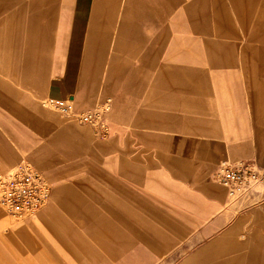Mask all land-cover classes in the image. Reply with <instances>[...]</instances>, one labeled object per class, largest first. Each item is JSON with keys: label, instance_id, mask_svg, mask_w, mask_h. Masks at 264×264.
Segmentation results:
<instances>
[{"label": "rangeland", "instance_id": "374dc122", "mask_svg": "<svg viewBox=\"0 0 264 264\" xmlns=\"http://www.w3.org/2000/svg\"><path fill=\"white\" fill-rule=\"evenodd\" d=\"M76 1L53 0L51 31L39 32L45 50L55 38L54 20ZM224 2L226 11L214 9V18L228 23L212 24L208 35L189 30L184 12L168 13L167 52H183L160 55L148 72L144 64V72L129 73L145 51L129 36L114 72H104L113 27L107 30L86 73L91 93L73 94L79 110L110 98L109 131L98 136L45 104L54 94V54L45 73L18 71L8 43L11 17L0 0V172L24 157L52 187L49 203L24 219L0 207V264H264V178L231 195L212 177L224 157L264 174V41L255 38L264 0ZM181 22L185 28L176 25ZM143 32L154 35L156 28ZM207 38L235 44L223 64L210 60ZM163 62L197 68L196 88H178L188 76L160 73ZM183 115L211 123L179 125Z\"/></svg>", "mask_w": 264, "mask_h": 264}, {"label": "crops", "instance_id": "0c3cea01", "mask_svg": "<svg viewBox=\"0 0 264 264\" xmlns=\"http://www.w3.org/2000/svg\"><path fill=\"white\" fill-rule=\"evenodd\" d=\"M4 1L6 17H11L8 43L13 46L14 57L17 59V68H19L18 71L30 73L35 69L36 73H45L47 65L51 64L54 54L57 73L54 74L51 86L54 94L51 96L63 99L70 98L73 101H75L73 94L78 92V90L86 99L88 94L91 93L90 87L87 88L90 83H87L86 73L90 71L88 68L95 52V44L99 42V46L101 45L100 47L102 48V45L107 41V30L110 28L113 27L112 40L110 42V52L112 54H109L111 64L109 62L106 66L104 65V72H114L112 65L117 52L123 39H127L129 36V40L141 41L145 45V51L141 54V58L144 59L142 64L129 68V73H140L145 71L143 68L144 64L147 67L146 72H148L152 68L153 61L160 55L166 54L168 58L181 55L183 52V49L179 48H176V51L172 53L170 51L167 52L166 45L169 42V31L166 17L168 13H174L173 11L184 12L186 25L189 30L205 35L210 34L215 29V26H224L225 22L228 23L226 19L222 20L218 16L214 18V9L219 12L226 11L224 0H93L91 11L89 0H77L73 6L63 9L56 17V20H54L55 38H53L51 47L45 50L42 44H39V32L42 26L47 29L48 34L51 31V23L53 22L52 13L50 12L53 7V0ZM213 5L214 7L212 8ZM49 17L51 21L47 19ZM104 17L105 20H103ZM43 18L47 19L44 23H42ZM176 25L185 28L183 22L176 23ZM144 26H154L156 33L154 35L145 34L143 32ZM255 28L256 40L263 42L264 24H258ZM103 30L102 40H96V34H100V31ZM220 32L219 30L216 34L223 36ZM204 42H206L204 44L208 49L210 60L217 64H223L225 60L229 59V55L233 53L235 47L234 43L209 40L208 38ZM181 44L184 43L182 42ZM188 48L184 50V56L190 55ZM224 51L230 52V54L224 55ZM78 63L81 68L77 73L75 68L78 67ZM159 72L180 73L181 76L184 73L188 76V80L185 83L180 80L177 82V87L179 88V86L184 84L185 88L190 91L196 88L195 84L191 82V77L198 72V69L188 63L168 64L163 62L159 66ZM111 80L112 77L109 76L108 82L110 83ZM198 87L201 88V85L198 84ZM197 103L199 104V101ZM181 118L183 119L182 121ZM188 119L190 117L186 115L178 116L179 125ZM190 121L201 124L210 122L208 119H190ZM223 159L229 158H221L214 168ZM261 242L264 244L262 239Z\"/></svg>", "mask_w": 264, "mask_h": 264}, {"label": "built area", "instance_id": "2783aa9c", "mask_svg": "<svg viewBox=\"0 0 264 264\" xmlns=\"http://www.w3.org/2000/svg\"><path fill=\"white\" fill-rule=\"evenodd\" d=\"M45 103L75 122L92 126L98 136H107L109 126L105 113L110 108V98L100 99L88 110H78L70 98L49 96ZM212 177L234 195L237 190L251 188L264 174L250 162L223 159L213 169ZM51 194L48 178L24 157L0 173V207L15 219H24L43 209Z\"/></svg>", "mask_w": 264, "mask_h": 264}]
</instances>
